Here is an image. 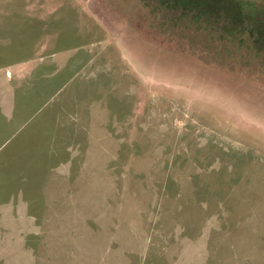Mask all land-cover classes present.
Masks as SVG:
<instances>
[{
  "label": "rangeland",
  "instance_id": "1",
  "mask_svg": "<svg viewBox=\"0 0 264 264\" xmlns=\"http://www.w3.org/2000/svg\"><path fill=\"white\" fill-rule=\"evenodd\" d=\"M199 10L0 0L1 89L28 86L37 64L54 74L23 92L0 138L50 87L46 119L68 129L64 163L19 160L37 145L29 127L7 151L8 216L25 203L54 223L51 238L7 241L0 264H264V0Z\"/></svg>",
  "mask_w": 264,
  "mask_h": 264
},
{
  "label": "crops",
  "instance_id": "2",
  "mask_svg": "<svg viewBox=\"0 0 264 264\" xmlns=\"http://www.w3.org/2000/svg\"><path fill=\"white\" fill-rule=\"evenodd\" d=\"M21 62H16L15 64ZM39 65V64H37ZM35 65L31 70L33 73L30 74V80L28 86H23L22 90L18 89L16 92L15 90L8 85V88L6 86L3 87V90L1 89L2 84L0 82V120L2 119L5 123L10 122V120L7 119V116L10 115L12 119L13 116L17 113L18 109V102L20 96L25 98L26 96L24 93H27L29 90L32 89L33 85L37 82H41L40 79H44L48 85L49 79L46 77H51L54 74H48L46 77H42L39 74L34 72V69L37 70V68H40L39 66ZM1 67V66H0ZM47 67V66H46ZM43 69L44 67L41 66ZM41 69V70H42ZM44 70V69H43ZM49 72V71H48ZM52 79L50 81V84L52 83ZM34 89V88H33ZM32 89V90H33ZM50 92L42 93L38 92L31 95V103L30 105L33 106L31 109L32 113L30 117L27 118L26 121H20V123L15 127V130L10 135H3L0 141V178L5 176L6 173V161H8V158L6 157L7 151L10 150L12 147L16 145H26L28 143H24L20 140L19 135L23 134V131L25 129H28V127L32 130V137L33 141L36 146L25 148L21 147V150L19 152V160L22 161V157H24L25 161L27 162V159L30 155L34 156L37 155V153L42 154L46 157L49 156V158H46L43 156L41 158V161H46L48 159L54 158L57 155V160L59 163H64L67 160V151L63 149L62 151H59L62 146H67V143L65 142L66 134L68 133V129L65 125L62 123L64 120L61 119L58 121L56 117H53L50 121L48 120V116L46 119V113L50 116L49 111L52 108V104L54 105L55 97L58 96V93L54 91V88L50 87ZM24 92V93H23ZM20 98V99H23ZM46 119V121H45ZM59 119V118H58ZM22 120V119H21ZM25 122V123H24ZM27 127V128H26ZM49 129L56 130L55 140L54 143L56 144L54 148V152L49 150V145L51 141V133L48 131ZM36 130V131H35ZM38 130V132H37ZM44 132V133H43ZM70 132L73 133L72 130ZM40 135L43 141L40 142L37 137ZM0 138V139H1ZM59 146V147H58ZM37 158H33V162H36ZM14 161H17V158H14ZM39 161V160H38ZM58 167V165H56ZM56 166H53L52 169H54ZM4 171V173H3ZM2 184L4 185V188H2ZM0 181V258H5L8 252V247L6 242L7 241H18L19 238L24 237V235L29 233H34L39 235L40 232L44 235H48L47 238H51L53 236V231L51 230L50 225H52L53 219H50L52 216H43L39 218L34 213H29L27 205L25 203H22L21 206H18L15 208L16 216H8V205L4 197L5 193V184L2 181ZM33 191V199L37 200L39 196V187L37 185H33L32 189ZM32 192V191H31ZM48 201V198H45ZM37 203V202H36ZM47 203V202H46ZM49 206V205H48ZM22 236V237H21ZM21 239V240H22ZM11 248L10 250H12ZM15 254L17 257L20 256V253L17 251V247L14 248ZM18 252V253H17ZM5 264H8L7 261Z\"/></svg>",
  "mask_w": 264,
  "mask_h": 264
},
{
  "label": "trees",
  "instance_id": "3",
  "mask_svg": "<svg viewBox=\"0 0 264 264\" xmlns=\"http://www.w3.org/2000/svg\"><path fill=\"white\" fill-rule=\"evenodd\" d=\"M164 1L165 5H177L186 7L188 5H192L195 9H200L199 11L206 12H218L222 15L226 13V10L229 9V5L233 3V0H160ZM185 4L184 6L181 4ZM209 14V13H208ZM255 39L258 41H264L263 34H253Z\"/></svg>",
  "mask_w": 264,
  "mask_h": 264
}]
</instances>
